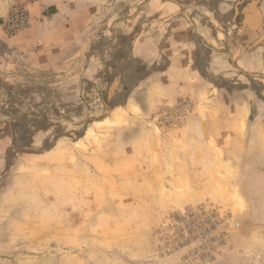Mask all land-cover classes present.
<instances>
[{"label":"rangeland","instance_id":"374dc122","mask_svg":"<svg viewBox=\"0 0 264 264\" xmlns=\"http://www.w3.org/2000/svg\"><path fill=\"white\" fill-rule=\"evenodd\" d=\"M196 57L82 125L22 126L0 264H264V77Z\"/></svg>","mask_w":264,"mask_h":264},{"label":"crops","instance_id":"0c3cea01","mask_svg":"<svg viewBox=\"0 0 264 264\" xmlns=\"http://www.w3.org/2000/svg\"><path fill=\"white\" fill-rule=\"evenodd\" d=\"M14 3L32 22L8 38ZM199 51L264 77V0H0V156L23 125H82L131 86L147 93L149 77L157 88L179 56L197 72Z\"/></svg>","mask_w":264,"mask_h":264},{"label":"built area","instance_id":"2783aa9c","mask_svg":"<svg viewBox=\"0 0 264 264\" xmlns=\"http://www.w3.org/2000/svg\"><path fill=\"white\" fill-rule=\"evenodd\" d=\"M32 17L29 9L23 3H14L1 25L8 38L16 36L19 32L31 26Z\"/></svg>","mask_w":264,"mask_h":264}]
</instances>
